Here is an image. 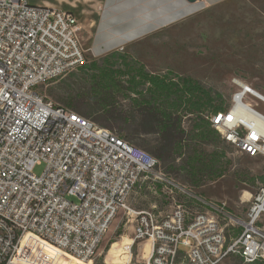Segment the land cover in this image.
<instances>
[{
    "label": "built area",
    "instance_id": "2783aa9c",
    "mask_svg": "<svg viewBox=\"0 0 264 264\" xmlns=\"http://www.w3.org/2000/svg\"><path fill=\"white\" fill-rule=\"evenodd\" d=\"M80 31L73 13L0 0V264H58L64 256L93 264L122 212L134 227L124 264L264 261V186L245 219L215 205L194 214L183 204L166 213L129 206L151 175L163 190L178 186L158 172L157 158L39 93L88 63ZM233 85L230 107L207 120L241 153L264 158V115L249 102L264 96L240 80ZM231 225L242 234L229 241Z\"/></svg>",
    "mask_w": 264,
    "mask_h": 264
},
{
    "label": "rangeland",
    "instance_id": "374dc122",
    "mask_svg": "<svg viewBox=\"0 0 264 264\" xmlns=\"http://www.w3.org/2000/svg\"><path fill=\"white\" fill-rule=\"evenodd\" d=\"M92 36L93 32L79 33L88 60L85 66L39 88V93L46 100L56 106L66 107L69 101L89 97L93 86L104 77L105 71L122 88L128 87L132 78L131 72L140 67L158 76L195 80L213 95L220 94L223 101L219 103L225 107L229 106L235 92V79L264 96V0H229L102 57H96L92 52ZM146 88L145 86L140 90ZM115 96L119 108L124 106L129 109L130 103L125 100L124 94L117 92ZM249 102L264 115V103L257 99ZM194 119L191 116L185 120L187 130L195 124ZM112 132L119 136L118 129ZM220 136L221 139L215 136L214 142L219 144L223 177L216 181H207L202 187H195L167 173L161 165L158 172L166 174L178 187L173 189V193L170 189L163 190L155 182V176L151 175L143 179L131 193L129 206L140 211L157 207L159 213H166L171 212L176 204H183L194 214L210 211L209 205H215L224 208L233 218L245 219L254 197L264 185L260 180L253 182V178L264 176V158H252L243 154L238 148L224 141L221 134ZM157 139V136H143L134 145H146L145 141L155 142ZM204 148L210 154L216 150L214 147ZM148 149L144 150L151 154ZM45 170V165L38 166L35 174L41 176ZM215 215L223 224H230L229 218ZM229 228L234 227L231 225ZM239 229L235 227L228 231L229 241L237 237L235 234ZM133 238L134 227L128 221V215L122 212L108 232L93 264H113L116 260L119 263L121 259L118 258L117 251L122 248L124 240L126 242ZM75 262L77 259L74 256H64L58 264ZM223 264L247 263H241L238 256L233 255Z\"/></svg>",
    "mask_w": 264,
    "mask_h": 264
},
{
    "label": "trees",
    "instance_id": "16d2710c",
    "mask_svg": "<svg viewBox=\"0 0 264 264\" xmlns=\"http://www.w3.org/2000/svg\"><path fill=\"white\" fill-rule=\"evenodd\" d=\"M131 74L129 86L122 88L105 71L89 97L69 101L63 108L105 129H118L119 137L133 146L143 136H157L155 142L145 141L146 145L138 144L136 147L149 148L148 151L160 161L167 173L195 187L223 177L219 144L214 142L215 136L218 139L221 136L207 118L226 111L230 104L222 106L220 94L213 95L201 83L190 78L176 80L158 76L146 72L143 67L134 68ZM145 86L146 90H140ZM117 92L126 96L129 109L119 108L115 98ZM191 116L195 118V124L187 130L185 120ZM206 146L216 150L210 154L204 148ZM257 180L264 184V176L253 178V182ZM231 229L235 228L228 231ZM241 234L242 229H239L235 235ZM238 258L244 263L241 257ZM254 264H264V261Z\"/></svg>",
    "mask_w": 264,
    "mask_h": 264
},
{
    "label": "crops",
    "instance_id": "0c3cea01",
    "mask_svg": "<svg viewBox=\"0 0 264 264\" xmlns=\"http://www.w3.org/2000/svg\"><path fill=\"white\" fill-rule=\"evenodd\" d=\"M28 1L34 6L73 13L81 32H93L92 52L102 57L229 0H198L195 3L187 0Z\"/></svg>",
    "mask_w": 264,
    "mask_h": 264
},
{
    "label": "bare ground",
    "instance_id": "6f19581e",
    "mask_svg": "<svg viewBox=\"0 0 264 264\" xmlns=\"http://www.w3.org/2000/svg\"><path fill=\"white\" fill-rule=\"evenodd\" d=\"M132 245V240L131 239H128L126 242L124 240V242L122 243V248L119 249L117 252L118 253V258H120V262L118 263V261L116 260L113 264H124L127 259L129 258V246ZM118 247V246H117ZM144 250H145V257H148L150 254H151V250H152V243L150 241H147L144 245ZM74 258L77 259V262L75 263H72V264H92V263H89V262H86L78 257H75Z\"/></svg>",
    "mask_w": 264,
    "mask_h": 264
},
{
    "label": "water",
    "instance_id": "95a60500",
    "mask_svg": "<svg viewBox=\"0 0 264 264\" xmlns=\"http://www.w3.org/2000/svg\"><path fill=\"white\" fill-rule=\"evenodd\" d=\"M187 1H189V2H191V3H195V2H197L198 0H187Z\"/></svg>",
    "mask_w": 264,
    "mask_h": 264
}]
</instances>
